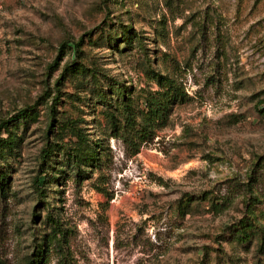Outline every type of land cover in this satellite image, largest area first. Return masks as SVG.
Instances as JSON below:
<instances>
[{"label":"rangeland","instance_id":"374dc122","mask_svg":"<svg viewBox=\"0 0 264 264\" xmlns=\"http://www.w3.org/2000/svg\"><path fill=\"white\" fill-rule=\"evenodd\" d=\"M155 72L179 98L124 140L113 86L142 109ZM25 106L0 129V264H264V0H0V118Z\"/></svg>","mask_w":264,"mask_h":264},{"label":"trees","instance_id":"16d2710c","mask_svg":"<svg viewBox=\"0 0 264 264\" xmlns=\"http://www.w3.org/2000/svg\"><path fill=\"white\" fill-rule=\"evenodd\" d=\"M125 36L126 35L123 37V41H126ZM82 39L83 38L80 37L76 43L79 44ZM72 69L73 67L67 64L63 68V73ZM81 70L85 71L86 69L83 68ZM92 75H95L94 72H92ZM155 76L156 80L161 85L165 86V90L155 91L154 93L146 95L147 97L144 98V108L142 109H132L127 100L125 87H121L120 85L113 86V90H116L118 94L116 97L118 102H115V104H117L113 107H111L112 105H108L107 111L108 114H110V123L112 128L115 129L114 132L117 135H120L124 140L130 139L131 141L135 140L136 142V140L142 141L146 139L147 136H151L154 123L162 120L167 109L170 108L171 104L179 98L177 87L175 86V83L171 77L159 74L158 72H155ZM99 95L102 101H106V98H108V94L104 90H101ZM58 99L59 95L56 93L53 96V101L57 102ZM112 108L114 110H118V113L115 114L111 110ZM31 109V106H25L7 117L0 118V129H7L8 126L19 120L30 118L31 114L33 113ZM51 111H53L52 107ZM50 130L51 128H48L46 134L49 133ZM12 142L13 141L9 139V137H0V154L5 148H10ZM50 151L51 146L47 143L41 150L40 166L44 164V160H46V158L50 155ZM92 155L93 154L89 155V158H97L95 154L93 156ZM249 177L253 178V175L250 174ZM35 178L38 180L37 176ZM216 197L217 196L214 195L211 197L210 207L214 211L219 212L231 204L233 195L231 193H227L219 196L218 198ZM251 205L252 201H250V198L246 199V209L250 210ZM234 230L236 236H238V239L245 241L249 240L254 232L258 233L257 229L254 228V223L247 217L244 219H239ZM40 257L41 248L38 247L34 253V256H32L26 264H39Z\"/></svg>","mask_w":264,"mask_h":264}]
</instances>
